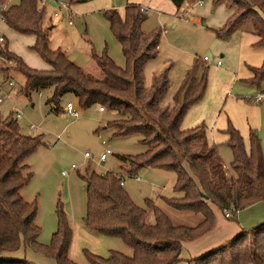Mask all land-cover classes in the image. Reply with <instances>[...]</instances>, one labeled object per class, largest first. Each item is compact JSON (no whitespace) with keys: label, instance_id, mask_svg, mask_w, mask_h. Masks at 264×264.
Instances as JSON below:
<instances>
[{"label":"trees","instance_id":"trees-1","mask_svg":"<svg viewBox=\"0 0 264 264\" xmlns=\"http://www.w3.org/2000/svg\"><path fill=\"white\" fill-rule=\"evenodd\" d=\"M181 8L185 0H172ZM235 8L227 22L217 29L220 35L231 33L244 22L264 46V0H214ZM0 4L1 1H0ZM238 9L242 12L238 13ZM44 7L40 0H21L0 9L1 17L16 31L33 33L31 46L46 62V67L31 66L22 55L10 48L5 34L0 41V71L7 80L14 71L25 75L21 91L30 96L34 90L52 87L49 103L60 109V100L72 92L78 105L93 104L117 110L120 117L109 122L115 135L141 134L146 149L138 154L119 155L130 163L127 172L135 175L144 166L174 169L175 190L180 194L169 202L181 209L205 214L197 226L175 224L153 201L149 202L155 221L148 219V208L137 204L124 187V175L114 171H92L84 176L88 204L86 222L98 232L122 237L133 248L131 255L118 250L104 256L89 252L90 264H264V221L251 229L243 228L232 238L189 258L183 255L184 242L205 233L216 221L211 203L236 214L240 209L264 200V141L256 129H250V149L241 131L229 120L225 131L234 158L228 170L216 143L207 135V125L200 122L182 125L192 105L200 101L208 86L207 67L200 71L196 63L186 70L182 84L173 94V105L161 103L169 85L166 72L154 76L148 89L144 83V63L158 53L161 32L145 33L142 23L147 11L142 4L128 2L122 14L108 8L105 15L122 43L128 65L122 67L107 54L97 55L102 77L86 72L61 48H52L48 30L42 27ZM238 13V14H237ZM252 81L264 78V62L251 65ZM39 135L22 131L18 117L0 115V264H35L26 257L7 254L22 245L43 250L58 264H81L69 257L73 228L68 215L58 204V229L53 242L44 245L38 237V204L22 194L33 175L28 157L40 144ZM29 169V170H28Z\"/></svg>","mask_w":264,"mask_h":264},{"label":"rangeland","instance_id":"rangeland-1","mask_svg":"<svg viewBox=\"0 0 264 264\" xmlns=\"http://www.w3.org/2000/svg\"><path fill=\"white\" fill-rule=\"evenodd\" d=\"M20 1L11 0L12 3ZM60 1L40 0V7H44L42 27L48 30L50 45L52 48L61 47L69 58L95 77L103 76L97 55L107 54L120 66L128 65L122 43L113 31L105 10L117 8L124 12L129 1L149 6L142 29L145 33L160 31L161 35L158 53L144 63L146 88L152 86L155 75L166 72L169 85L161 103L171 107L173 94L182 84L186 70L196 63L201 66L200 71L206 66V92L200 101L190 107L187 116L207 115L208 119H212L211 124L218 119L219 123L227 126L231 120L244 136L248 150L251 128L256 129L264 141V100L254 99L258 92L264 91V78L257 83L248 74L249 63L256 60L260 64L264 62V46L249 41L254 35L249 22L242 23L226 35L217 33L235 8L225 2L215 3L214 0H203L202 3L199 0H185L186 15L182 10H176L171 0H68L71 6L55 15ZM240 12L242 9H238ZM0 32L6 35L10 48L22 55L31 66H47L42 56L31 47L36 40L35 34L16 31L1 14ZM205 55L208 56L207 60H204ZM218 60L221 63H217ZM24 84L23 73L14 71L6 80L0 71V97H3L0 100V115H16L19 110L21 115L16 116L22 131L41 138L40 144L28 157L33 175L21 190L26 199L38 204L40 243L49 245L53 242L59 226L57 208L61 204L73 228L69 247L72 260L90 264L89 252L104 256L111 250L129 255L133 253L132 246L122 237L98 232L86 222L88 190L84 176L92 171L122 173L124 187L137 204L148 208L150 221H155L150 201L159 206L175 224L197 226L203 221L205 214L202 211L181 209L169 202V198L180 194L175 190L177 173L174 169L144 166L135 175L128 174L130 163L123 161L119 155L138 154L146 149V145L138 133L115 135V128L109 122L120 117L117 110H101L98 103L82 108L72 92L62 96L59 102L61 108L55 110V103L48 102L53 94L52 87L34 90L30 96H26L21 91ZM68 101L77 105L78 114L66 110ZM188 119L184 117L183 126L194 125L188 124ZM208 119L200 122L205 121L210 131ZM226 135L220 131L213 134L211 140L214 139L212 142L218 145L227 169L231 170L234 155ZM107 148L111 152L105 160L100 159ZM86 151L90 152L89 156L85 155ZM73 164L77 167L73 168ZM64 169H70L69 173L64 174ZM211 207L216 216L215 224L200 236L186 239L183 255L187 258L212 249L243 228L251 229L264 221V200L229 216L219 205L211 203ZM7 255L26 257L35 264H58L54 256L24 245ZM179 264H187V260Z\"/></svg>","mask_w":264,"mask_h":264},{"label":"crops","instance_id":"crops-1","mask_svg":"<svg viewBox=\"0 0 264 264\" xmlns=\"http://www.w3.org/2000/svg\"><path fill=\"white\" fill-rule=\"evenodd\" d=\"M172 1V0H171ZM129 2H137V1H129ZM9 3H12L11 2V0H4V2H2V4H1V6L2 7H5L6 5H8ZM137 3H140V2H137ZM174 3V2H173ZM185 1H184V3L182 4V6H181V8L179 9V10H185L187 7H185ZM140 4H142V6H145L146 8H148L149 9V6H146V5H143V3H140ZM174 5H175V8H176V10H178V7H177V5L174 3ZM71 6V2H70V5L68 6V7H64V8H69ZM125 7H126V5H125ZM63 8V9H64ZM62 9V10H63ZM61 10V11H62ZM124 12H125V9H124ZM124 12H121L122 14L124 13ZM228 15V14H227ZM254 34V33H253ZM259 39V37L256 35V34H254L252 37H250L249 38V41H254V43L257 41ZM251 65H260V61H252V63H249L248 64V66H249V76L250 77H252L253 76V71H252V69H251ZM262 100H264V98L262 99ZM261 101V100H260ZM188 115V113L186 114V116H185V118H189L188 119V124H194V125H196V124H198V123H200V120H206V119H208L209 117L207 116V115H202V114H189V116H187ZM203 117V118H202ZM208 120H210V124H209V128H210V131H208V127H207V135H208V139H209V141L211 142V143H213L212 142V140H214V139H212L211 140V137L213 136V134L215 135V134H217V133H219L220 131H224L227 135H226V139H228V137H229V135H228V133L225 131V128H226V126H227V124H221V123H219L218 122V119L217 120H214L213 121V123L211 124V118L210 119H208ZM201 122H205V121H201ZM193 126V125H192ZM184 127H186V126H184ZM187 127H190V126H187ZM138 178V177H137ZM259 202V201H258Z\"/></svg>","mask_w":264,"mask_h":264},{"label":"built area","instance_id":"built-area-1","mask_svg":"<svg viewBox=\"0 0 264 264\" xmlns=\"http://www.w3.org/2000/svg\"><path fill=\"white\" fill-rule=\"evenodd\" d=\"M199 1H200V3L203 2V0H199ZM69 5H70V2H69L68 0H62V1H60V5H59L58 9L55 11V15H59L60 12H61V10H62L64 7H68ZM142 10L147 11L148 8H146L145 6H142ZM182 11H183L184 14L187 15L186 10H182ZM69 22L72 23V20H70ZM3 40H4V36H3V34L0 32V41H3ZM158 46H159V45H158ZM207 59H208V56L205 55V56H204V60H207ZM217 63H221V60H218ZM10 84H13V81H10ZM263 98H264V91H260V92H258V93L254 96V99H255L256 101H260V100H262ZM2 99H3V97H0V100H2ZM100 109H101V110H104L105 107H104L103 105H101V106H100ZM66 110H67L68 112H70V113L78 114V107H77V105H76L73 101H68V102H67V104H66ZM16 115H17V116L21 115V112H20L19 110H17V111H16ZM104 142H105V141H104ZM110 152H111V149H110V148H107L105 151H103V152L101 153L100 159L105 160V159L107 158V156H108V153H110ZM85 155H86V156H89V155H90V152L86 151V152H85ZM72 167H73V168H76L77 165H76V164H73ZM69 171H70V169H64V170H63V173H64V174H68ZM137 177L140 178V176H137ZM230 214H231V213H230L229 211L226 212V215H227V216H229Z\"/></svg>","mask_w":264,"mask_h":264},{"label":"water","instance_id":"water-1","mask_svg":"<svg viewBox=\"0 0 264 264\" xmlns=\"http://www.w3.org/2000/svg\"><path fill=\"white\" fill-rule=\"evenodd\" d=\"M2 8L1 4H0V9Z\"/></svg>","mask_w":264,"mask_h":264}]
</instances>
